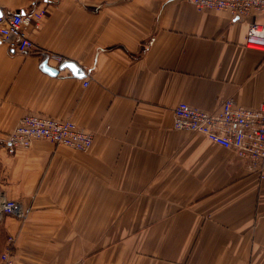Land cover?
<instances>
[{
    "label": "crops",
    "instance_id": "1",
    "mask_svg": "<svg viewBox=\"0 0 264 264\" xmlns=\"http://www.w3.org/2000/svg\"><path fill=\"white\" fill-rule=\"evenodd\" d=\"M44 11L35 50L0 42V135L26 114L69 119L87 151L37 139L0 148V193L26 221L0 220L16 264H264V168L174 127L181 102L219 111L264 102V52L242 17L187 0H0V14ZM58 56L68 68L52 75ZM87 83V84H85Z\"/></svg>",
    "mask_w": 264,
    "mask_h": 264
},
{
    "label": "built area",
    "instance_id": "2",
    "mask_svg": "<svg viewBox=\"0 0 264 264\" xmlns=\"http://www.w3.org/2000/svg\"><path fill=\"white\" fill-rule=\"evenodd\" d=\"M199 10H227L242 17L252 12L264 13V0H187ZM44 11H29L12 15H0V42L12 51L20 53L35 50V44L26 32L28 25L40 27ZM249 49L264 52V23L249 25L245 40ZM58 60L65 61L58 56ZM87 84V83H85ZM174 127L179 130L199 132L211 141L233 149L249 162L252 169L264 168V102L256 108L245 107L232 98L225 100L219 111H207L179 103L174 108ZM37 139H47L56 145H64L78 151H87L93 143V135L69 119L39 114H26L11 131L0 135V148L9 154L19 148H29ZM5 215L26 221L27 211L21 202L8 199L0 193V220ZM17 236L9 235L0 264H16Z\"/></svg>",
    "mask_w": 264,
    "mask_h": 264
},
{
    "label": "water",
    "instance_id": "3",
    "mask_svg": "<svg viewBox=\"0 0 264 264\" xmlns=\"http://www.w3.org/2000/svg\"><path fill=\"white\" fill-rule=\"evenodd\" d=\"M43 66H44V70L47 71L48 73L52 74V75L58 74L61 69L68 68L74 77L83 78L86 76L84 69L72 60H65L57 68L49 66L47 64V61H44Z\"/></svg>",
    "mask_w": 264,
    "mask_h": 264
}]
</instances>
